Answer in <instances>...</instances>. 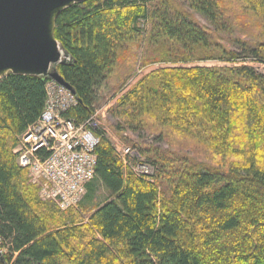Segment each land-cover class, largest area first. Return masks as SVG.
Instances as JSON below:
<instances>
[{
    "label": "trees",
    "instance_id": "trees-1",
    "mask_svg": "<svg viewBox=\"0 0 264 264\" xmlns=\"http://www.w3.org/2000/svg\"><path fill=\"white\" fill-rule=\"evenodd\" d=\"M142 23L144 61L161 67L120 91L113 115L118 129L155 130L154 141L173 150L133 149L129 163L153 169L137 176L94 129L95 173L76 207L41 202L13 153L43 111L48 80L0 78V264H264V75L241 60L264 64V0H87L65 9L54 38L69 61L57 72L77 102L65 118H92Z\"/></svg>",
    "mask_w": 264,
    "mask_h": 264
},
{
    "label": "built area",
    "instance_id": "built-area-1",
    "mask_svg": "<svg viewBox=\"0 0 264 264\" xmlns=\"http://www.w3.org/2000/svg\"><path fill=\"white\" fill-rule=\"evenodd\" d=\"M44 88L43 111L18 138L13 153L18 167L26 170L28 182L38 187L39 197L65 211L79 204L94 177L99 138L93 131V116L81 125L63 116L77 104L71 92L52 81ZM114 150L124 168L137 176H151L148 165L140 162L132 168L126 162L125 158L134 157V150Z\"/></svg>",
    "mask_w": 264,
    "mask_h": 264
},
{
    "label": "water",
    "instance_id": "water-1",
    "mask_svg": "<svg viewBox=\"0 0 264 264\" xmlns=\"http://www.w3.org/2000/svg\"><path fill=\"white\" fill-rule=\"evenodd\" d=\"M85 1L0 0V78L8 74L44 77L74 95L57 72V66L69 58L56 42L54 29L65 9Z\"/></svg>",
    "mask_w": 264,
    "mask_h": 264
},
{
    "label": "rangeland",
    "instance_id": "rangeland-1",
    "mask_svg": "<svg viewBox=\"0 0 264 264\" xmlns=\"http://www.w3.org/2000/svg\"><path fill=\"white\" fill-rule=\"evenodd\" d=\"M184 6L183 10H185L189 15L191 20L200 25L204 30L208 32H212L213 28L209 25V23L197 12L191 10L188 7V4L182 1ZM142 37L138 44L135 45L134 48H130L129 50H125V53H121V59L118 61L119 64L115 68L113 74L109 78L108 82L101 89L99 94V103L95 107L94 111V119L93 123L96 127L95 129H100L104 132L105 137L109 140L112 147L118 151L123 150L124 148H131L132 150L137 148H142L144 145H153L154 147H161L163 149H171V146H168L166 143H156L154 138L156 137L155 130H150L143 133H131L129 131H125L122 129H118L117 125L119 124V119L113 115V109L116 107V100L121 95L120 91H123L125 87H128L129 84L138 79L141 75L147 74L151 71H154L161 67L160 64H147L144 61V57L148 54L149 49L147 47V35L149 31V26L146 23H142L141 26ZM219 38L221 40L215 39L216 42L220 43L226 49L231 51L239 52L234 46L231 45L230 42L226 40V37L220 35ZM151 56H157L159 53H155L150 50ZM152 60V59H150ZM241 60L242 63L253 68L257 73L264 75V64L255 62L249 58H246L242 55ZM154 62V61H153ZM151 126L149 125V128ZM155 129V128H153ZM175 145V144H174ZM173 145V146H174ZM176 151L182 152V154H188V156L193 157L192 152L189 149H177ZM136 152V151H135ZM133 157V156H132ZM132 157H127L128 159ZM133 158L138 159V155L135 153ZM199 160L201 158H198ZM144 159L138 160L136 164H130L132 168L136 167L137 164L143 162ZM129 163V160H128ZM128 169V168H126ZM150 174H153V169L150 168ZM38 188V187H37ZM38 199L41 202H51V201H43L39 197V189L37 191ZM96 197L100 202H104L107 199V193L100 185H96ZM54 203V202H52ZM55 204V203H54ZM58 208V206L55 204ZM59 209V208H58ZM60 210V209H59ZM62 211V210H60ZM90 211H86V213L82 214V217L85 221H87ZM72 217V216H71Z\"/></svg>",
    "mask_w": 264,
    "mask_h": 264
},
{
    "label": "bare ground",
    "instance_id": "bare-ground-1",
    "mask_svg": "<svg viewBox=\"0 0 264 264\" xmlns=\"http://www.w3.org/2000/svg\"><path fill=\"white\" fill-rule=\"evenodd\" d=\"M119 157V156H118Z\"/></svg>",
    "mask_w": 264,
    "mask_h": 264
}]
</instances>
